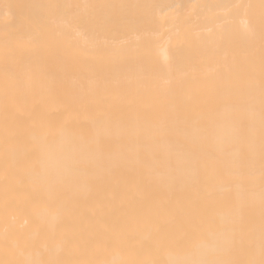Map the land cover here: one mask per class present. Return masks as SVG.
I'll list each match as a JSON object with an SVG mask.
<instances>
[{
  "label": "bare ground",
  "instance_id": "6f19581e",
  "mask_svg": "<svg viewBox=\"0 0 264 264\" xmlns=\"http://www.w3.org/2000/svg\"><path fill=\"white\" fill-rule=\"evenodd\" d=\"M0 264H264V0H0Z\"/></svg>",
  "mask_w": 264,
  "mask_h": 264
}]
</instances>
